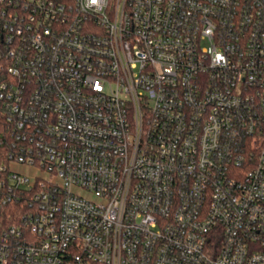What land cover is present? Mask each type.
Wrapping results in <instances>:
<instances>
[{"label":"built area","instance_id":"obj_1","mask_svg":"<svg viewBox=\"0 0 264 264\" xmlns=\"http://www.w3.org/2000/svg\"><path fill=\"white\" fill-rule=\"evenodd\" d=\"M92 263L264 264V0H0V264Z\"/></svg>","mask_w":264,"mask_h":264},{"label":"rangeland","instance_id":"obj_2","mask_svg":"<svg viewBox=\"0 0 264 264\" xmlns=\"http://www.w3.org/2000/svg\"><path fill=\"white\" fill-rule=\"evenodd\" d=\"M22 169H24V168H22ZM82 194L87 195L88 193L85 190H82Z\"/></svg>","mask_w":264,"mask_h":264},{"label":"trees","instance_id":"obj_3","mask_svg":"<svg viewBox=\"0 0 264 264\" xmlns=\"http://www.w3.org/2000/svg\"><path fill=\"white\" fill-rule=\"evenodd\" d=\"M92 264H95V263H92Z\"/></svg>","mask_w":264,"mask_h":264}]
</instances>
